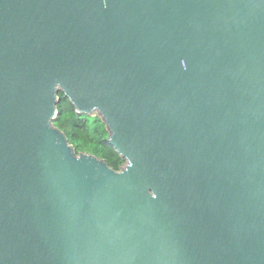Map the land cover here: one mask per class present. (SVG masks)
Returning a JSON list of instances; mask_svg holds the SVG:
<instances>
[{"label": "water", "instance_id": "95a60500", "mask_svg": "<svg viewBox=\"0 0 264 264\" xmlns=\"http://www.w3.org/2000/svg\"><path fill=\"white\" fill-rule=\"evenodd\" d=\"M0 264H264V0H0Z\"/></svg>", "mask_w": 264, "mask_h": 264}, {"label": "trees", "instance_id": "16d2710c", "mask_svg": "<svg viewBox=\"0 0 264 264\" xmlns=\"http://www.w3.org/2000/svg\"><path fill=\"white\" fill-rule=\"evenodd\" d=\"M58 97V114L53 124L65 133L76 154L85 152L95 155L115 170H120L126 159L109 143V131L102 117L77 112L62 90L58 91Z\"/></svg>", "mask_w": 264, "mask_h": 264}, {"label": "bare ground", "instance_id": "6f19581e", "mask_svg": "<svg viewBox=\"0 0 264 264\" xmlns=\"http://www.w3.org/2000/svg\"><path fill=\"white\" fill-rule=\"evenodd\" d=\"M76 104V103H75ZM76 106H77V108L79 109V110H81V108L80 107H78V105L76 104ZM94 111L95 112H98V113H102L103 115H105L103 112H102V110L98 107V106H96L95 108H94ZM106 116V115H105ZM124 154V153H123ZM126 157V156H125ZM129 160V159H128ZM130 161V160H129Z\"/></svg>", "mask_w": 264, "mask_h": 264}, {"label": "rangeland", "instance_id": "374dc122", "mask_svg": "<svg viewBox=\"0 0 264 264\" xmlns=\"http://www.w3.org/2000/svg\"><path fill=\"white\" fill-rule=\"evenodd\" d=\"M125 165H126V163L124 164V166H125ZM124 166H123V167H124Z\"/></svg>", "mask_w": 264, "mask_h": 264}]
</instances>
